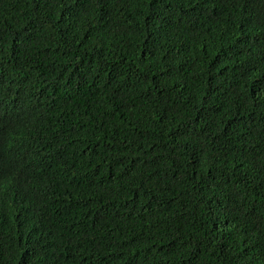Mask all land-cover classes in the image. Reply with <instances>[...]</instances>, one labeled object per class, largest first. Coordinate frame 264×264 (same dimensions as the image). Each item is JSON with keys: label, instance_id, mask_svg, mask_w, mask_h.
<instances>
[{"label": "trees", "instance_id": "16d2710c", "mask_svg": "<svg viewBox=\"0 0 264 264\" xmlns=\"http://www.w3.org/2000/svg\"><path fill=\"white\" fill-rule=\"evenodd\" d=\"M0 264H264V0H0Z\"/></svg>", "mask_w": 264, "mask_h": 264}]
</instances>
